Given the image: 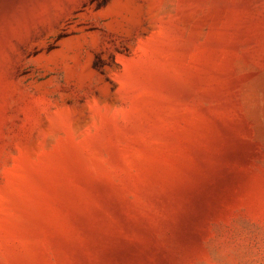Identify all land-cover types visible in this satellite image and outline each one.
I'll return each instance as SVG.
<instances>
[{
    "label": "rangeland",
    "instance_id": "1",
    "mask_svg": "<svg viewBox=\"0 0 264 264\" xmlns=\"http://www.w3.org/2000/svg\"><path fill=\"white\" fill-rule=\"evenodd\" d=\"M0 264H264V0H0Z\"/></svg>",
    "mask_w": 264,
    "mask_h": 264
}]
</instances>
